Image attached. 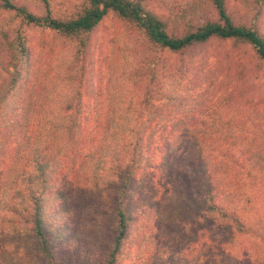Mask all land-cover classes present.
<instances>
[{
	"label": "trees",
	"instance_id": "obj_1",
	"mask_svg": "<svg viewBox=\"0 0 264 264\" xmlns=\"http://www.w3.org/2000/svg\"><path fill=\"white\" fill-rule=\"evenodd\" d=\"M189 3L171 17L147 0H83L71 10L0 0L1 12L49 29L62 46L34 67L21 26H0V264H125L130 240L145 254L140 264H182L198 248L199 264H264V95L229 91L228 119L172 118L187 52L231 41L264 61V33L257 16L238 21L227 0ZM254 3L261 10L264 0ZM109 13L143 42L110 80L109 114L88 133L86 60ZM248 74L242 68L238 81Z\"/></svg>",
	"mask_w": 264,
	"mask_h": 264
},
{
	"label": "rangeland",
	"instance_id": "obj_2",
	"mask_svg": "<svg viewBox=\"0 0 264 264\" xmlns=\"http://www.w3.org/2000/svg\"><path fill=\"white\" fill-rule=\"evenodd\" d=\"M56 1L63 6V9L71 10L79 7L83 0ZM147 1L149 6L157 12L174 17L177 13L191 11L189 1L193 0ZM227 3L229 10L240 22H253L254 17L257 16L259 26L264 33V5L259 10L255 7L254 0H227ZM2 25H12L14 28L21 26V30L28 37V43L33 52V57H35L34 67L38 66L36 59L41 52L46 55L50 47L59 51L62 49L61 44L49 29L21 25L19 20L12 18L11 13L0 10V26ZM93 38L95 46L92 56L86 60L88 76L84 80L83 86L84 101L87 104L84 115L91 119L87 132L97 130L103 119L109 114L110 102L113 97L110 80L121 73L124 59L130 58L133 50L143 42V37L137 30L131 25L117 20L112 13H109L102 20L93 32ZM67 48L68 45L65 46L64 51ZM184 60L185 66H191V70L189 79L184 81L187 83L186 90L179 91L180 96H178L176 105L180 112L173 115L172 118L188 120L206 115L217 117L219 113L225 112L228 119L231 114L229 109L226 111V105L229 103L227 100L229 91L242 87L252 90L256 87L255 96L258 98L260 94L264 95V61L257 59L250 50L238 47L231 41H208L202 47L199 46L193 51L187 52ZM40 66H45V63ZM242 68H247L249 74L247 79L241 82L238 80L240 78L239 71ZM249 77L250 79H248ZM229 80H232L231 84H228ZM143 89L144 85L142 84L134 88L133 94L139 98ZM235 102L238 106V101ZM167 125L166 128H161L158 133H166L168 129L173 128L172 124ZM154 158L155 164H157L159 162L157 151ZM155 174L156 171H151L144 177L143 190L137 198L138 205L146 199L150 187L156 181ZM136 234V229H133L131 238ZM202 247L200 248L202 249ZM198 249L190 252L189 258L184 260L182 264H199L202 253ZM127 251L128 256L125 264H140L145 257V254L139 257V251L131 240L127 244ZM207 262L202 260V264Z\"/></svg>",
	"mask_w": 264,
	"mask_h": 264
}]
</instances>
